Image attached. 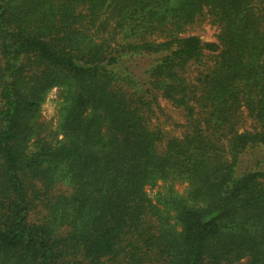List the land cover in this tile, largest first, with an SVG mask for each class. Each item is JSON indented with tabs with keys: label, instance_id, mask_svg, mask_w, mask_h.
Wrapping results in <instances>:
<instances>
[{
	"label": "trees",
	"instance_id": "16d2710c",
	"mask_svg": "<svg viewBox=\"0 0 264 264\" xmlns=\"http://www.w3.org/2000/svg\"><path fill=\"white\" fill-rule=\"evenodd\" d=\"M205 20L218 45L183 36ZM72 84L54 149L34 120ZM158 97L184 112L181 137L156 124ZM82 103L101 113L78 146ZM154 170L179 230L144 192ZM180 178L192 205L171 195ZM0 264H264V0H0Z\"/></svg>",
	"mask_w": 264,
	"mask_h": 264
},
{
	"label": "rangeland",
	"instance_id": "374dc122",
	"mask_svg": "<svg viewBox=\"0 0 264 264\" xmlns=\"http://www.w3.org/2000/svg\"><path fill=\"white\" fill-rule=\"evenodd\" d=\"M171 3L177 0H170ZM139 31V30H138ZM129 28L118 35L117 39L120 42H136L138 37L130 34ZM218 29L205 21H197L193 25L189 26L183 36H196L201 42L206 45H218L217 41ZM148 40H154L157 42L164 41V38L160 34H155L148 37ZM214 53H217L215 51ZM204 57L208 59L211 55L210 49L204 47L203 50ZM209 60V59H208ZM145 66L148 62L147 60H142ZM142 65V66H143ZM197 68V67H196ZM196 68L193 66L189 71V76L193 77L195 75ZM143 70V68L138 71ZM79 90H77L76 85H62L48 89L42 94V101L40 103L39 115L36 120H34V128L36 130L35 138H44L54 149L56 147L67 145V139L64 138L65 130L62 128L63 116L67 112L68 119L71 118L72 103L70 102V97L73 94L74 97L78 96ZM77 104L74 103V106ZM158 107L155 108L156 124L160 127L163 134L167 137H181L182 133L185 131L186 118L184 112L180 109L174 108L167 100L158 97ZM101 111L93 108L87 103H82L80 107V115L78 117L79 127L75 129V135L79 139H73L74 136H70L68 139L73 143H78V146H84L85 141L81 138L79 133L80 129L84 126V122H87L93 115H100ZM77 121H74L75 125H78ZM249 122H246V127H249ZM112 133L110 129V122L104 121L101 127V144H98L99 152H105V146L110 144L112 140ZM30 148H34V143L30 144ZM61 187V188H60ZM58 189L63 193L71 192L67 186H60ZM170 187V182L166 179L165 173L162 171L154 170L144 181V192L151 202L155 205L158 211L161 212L165 221V227L167 229L179 230L177 226L176 212L173 211V205L170 201V194L168 192ZM192 188L186 178H180L176 180L173 184L171 190V195L176 201H183L186 205L194 204V197L192 195ZM91 194L95 197L94 193ZM92 196V197H93ZM93 200V198H90Z\"/></svg>",
	"mask_w": 264,
	"mask_h": 264
}]
</instances>
